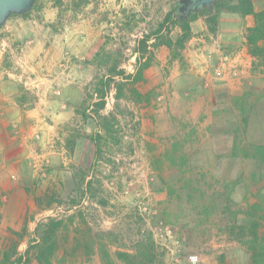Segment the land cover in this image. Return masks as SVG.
Wrapping results in <instances>:
<instances>
[{"label": "rangeland", "instance_id": "obj_1", "mask_svg": "<svg viewBox=\"0 0 264 264\" xmlns=\"http://www.w3.org/2000/svg\"><path fill=\"white\" fill-rule=\"evenodd\" d=\"M82 2L33 0L21 21H34L35 28L23 25L15 39L5 27L20 15L10 14L0 26V42L7 40L10 50L3 64L22 74L21 84L34 101L43 100L36 106L42 122L52 123L58 111L47 102L60 96L54 89L70 86L71 110L57 125L64 134L58 153H46L38 162L30 157L39 168L34 172L25 158L18 178L7 174L24 203L0 186V263L6 256L4 264H19L15 260L31 244L36 225L50 216L61 220L52 264H127L117 253H131L149 237L155 261L137 264H191V254L197 255L196 264H248L252 223L259 233L264 229V162L250 146H264V72L251 71L232 108L217 107L215 122L207 126L199 118L187 119L182 107L175 111L181 115H172L158 83L150 89L144 80L132 86L148 96L138 102L116 101L111 89L102 113L113 114L112 125L94 156L93 142L83 134L97 130L95 121L75 113L85 87L90 104V83L113 60L133 72L136 41L163 19L174 0ZM30 32L40 39L35 67L43 68L44 61L48 67L32 82L35 71L23 59ZM153 49L148 48L152 59ZM5 116L0 108V118ZM67 138L74 139L72 152ZM82 174L92 179L91 188L85 189ZM29 259L28 264H39L34 250Z\"/></svg>", "mask_w": 264, "mask_h": 264}, {"label": "crops", "instance_id": "obj_2", "mask_svg": "<svg viewBox=\"0 0 264 264\" xmlns=\"http://www.w3.org/2000/svg\"><path fill=\"white\" fill-rule=\"evenodd\" d=\"M252 2L255 11L264 8V0H252ZM21 19L22 16H16L5 27L14 36V39L23 25H25V29L35 28L34 21L22 22ZM253 22L252 15L242 17L236 13L223 12L219 18L216 33L212 34L207 31L201 18L196 19L191 22L192 36L181 50L184 64L181 65L177 59H172L166 46L154 47L152 64L144 71V82L149 84V89L151 85L160 84L164 101L167 102L170 112L173 110L172 115H181L180 112L175 111L182 107L184 110L181 111L187 119L199 118L202 120L200 124L211 125L216 119L212 115L214 110L221 105L224 109L230 110L232 108L231 100L235 96L242 95L247 79L253 76L251 68L240 77L227 76L224 79H219L214 74L215 66L221 56L225 54L239 53L242 56V62L252 66L253 57L247 51L245 33L246 29L253 25ZM172 32L177 34L179 29L175 27ZM34 35L29 33L25 44L27 54L23 56L24 65L27 64L26 66L30 70L35 71L31 82L35 80L34 78L44 76L40 70H48L46 61H44L43 68L35 67L38 62L34 53L37 51L40 39L38 35ZM8 46L7 40L0 42V108L6 110V116L3 119L0 118V186L3 190H10L11 195H15L22 205L24 202L19 186L16 185V182L10 183L6 176L11 174L13 178L15 176L18 178L19 172L26 169L25 158L28 159L29 165L33 162L31 166L34 167V172L39 168L37 163L30 160V157L32 159L35 157L37 160L46 153L49 155L58 153L57 144L63 143L60 136L64 134L59 133L57 125L71 116V110L67 107L69 95L67 92L70 91V86L66 88L64 84L65 86L61 90L54 89L56 93H61L60 96L46 99L48 104L51 103V107L56 106L58 111L53 113L52 123L42 122L36 106L39 105L37 100H40L41 103L43 100L38 98L34 101L35 99L30 96L32 91L29 92V89L21 84L22 74L13 72L3 64L10 51ZM192 75L195 77L194 80H191ZM25 95L28 97L27 100H24ZM21 96L24 98L22 99ZM161 109H155L153 112L159 111L160 113ZM16 128L20 130L21 134L27 136L39 129L41 138L36 142L32 138L23 140L21 135H16Z\"/></svg>", "mask_w": 264, "mask_h": 264}, {"label": "trees", "instance_id": "obj_3", "mask_svg": "<svg viewBox=\"0 0 264 264\" xmlns=\"http://www.w3.org/2000/svg\"><path fill=\"white\" fill-rule=\"evenodd\" d=\"M80 1H83L82 3L86 2V0ZM191 1L174 0V3L165 13L163 19L136 41L133 72H126L121 66L120 60H113L108 66L107 72L102 75H95L93 81L90 83L92 85L90 94L92 100L90 104H88L86 98L89 95V90L88 87H85V96L81 103L75 107V113L82 120L92 118L95 121L97 130L90 134H83V136L93 142L94 156H98L101 153L102 141L112 125L111 119L113 118V114L102 113L106 104V96L111 89L114 90V99L116 101L124 97L132 99L134 102L143 99L147 100V94L143 95L132 86L144 80V71L152 64L153 59L148 48L164 45L169 49L171 58L177 59L183 65L184 60L181 50L192 36L191 22L198 18L203 20L208 32L215 34L219 26L221 13H236L242 17L252 15L254 20L253 25L248 27L245 33L247 51L253 57L251 71L254 72L256 69H260V72H264V8L255 11L252 0H215L210 5L193 6L186 11L187 5ZM29 13L30 10L22 14L13 15L26 17ZM175 27L179 29V32L173 38L171 33ZM95 56L98 59L100 54L96 53ZM126 89L129 91V96L125 94ZM21 98L23 99L24 96H21ZM66 144L68 150L72 152L74 139L67 138ZM250 146L256 152L259 159L264 162V146L261 144H251ZM81 181L84 183L85 189L91 188L93 184L92 179L85 180V174H82ZM60 225L61 220L50 216L45 221L37 224L34 229L35 236L30 241L31 244H29L23 254H20L16 258L15 262L28 264L30 260L29 252L30 250H34L39 264H52L51 256L55 250L56 234ZM257 227L258 224L253 222L251 236L248 241V250L251 258L248 264H264V229L262 233H259ZM155 250V243L149 237L147 240H141L133 252H118L117 257L127 264H137L135 261L152 263L156 258ZM5 259L6 256L0 264H4Z\"/></svg>", "mask_w": 264, "mask_h": 264}, {"label": "built area", "instance_id": "obj_4", "mask_svg": "<svg viewBox=\"0 0 264 264\" xmlns=\"http://www.w3.org/2000/svg\"><path fill=\"white\" fill-rule=\"evenodd\" d=\"M251 67L242 62V56L239 53L234 55L225 54L221 56L218 64L215 66L214 74L219 79H224L227 76L240 77L248 72ZM39 137V131H34L30 135V138L35 140L39 139ZM188 259L191 264H196L198 257L196 254H191Z\"/></svg>", "mask_w": 264, "mask_h": 264}, {"label": "water", "instance_id": "obj_5", "mask_svg": "<svg viewBox=\"0 0 264 264\" xmlns=\"http://www.w3.org/2000/svg\"><path fill=\"white\" fill-rule=\"evenodd\" d=\"M215 0H192L186 8V11L193 6L210 5ZM33 0H0V26L5 22L10 14H22L31 8Z\"/></svg>", "mask_w": 264, "mask_h": 264}]
</instances>
